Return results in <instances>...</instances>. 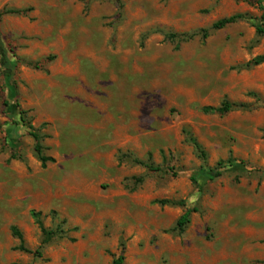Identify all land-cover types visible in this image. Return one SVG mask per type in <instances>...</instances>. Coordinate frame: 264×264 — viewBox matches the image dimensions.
I'll list each match as a JSON object with an SVG mask.
<instances>
[{
    "label": "rangeland",
    "instance_id": "374dc122",
    "mask_svg": "<svg viewBox=\"0 0 264 264\" xmlns=\"http://www.w3.org/2000/svg\"><path fill=\"white\" fill-rule=\"evenodd\" d=\"M0 14L15 65L0 69V264H264V64L247 67L264 2L0 0ZM224 101L245 108L202 111ZM32 212L57 234L46 244Z\"/></svg>",
    "mask_w": 264,
    "mask_h": 264
},
{
    "label": "trees",
    "instance_id": "16d2710c",
    "mask_svg": "<svg viewBox=\"0 0 264 264\" xmlns=\"http://www.w3.org/2000/svg\"><path fill=\"white\" fill-rule=\"evenodd\" d=\"M259 2H264V0H258ZM19 13L18 11H5L3 14H17ZM1 16V14H0ZM244 18L243 15H233L230 16L228 18H223L221 20H218L217 22L213 23L211 26L212 30H220L225 28L226 26H229L239 20H242ZM262 21L263 24L260 27H256V33L260 36L264 37V14L262 15ZM201 37L202 39L207 38L208 36V31L207 30H202L200 31ZM195 34L193 35H175V34H169L167 36V38L171 41H183V40H189L191 38L194 37ZM10 51H8L6 49V47L3 45L2 42H0V69H1V73L2 76L5 80H10L12 78V76L14 75V70H15V65L13 63V55H10L9 53ZM264 64V54L263 55H259L256 56L255 58H253L248 64L247 67H256V66H260ZM245 108L244 105L242 104H234V103H230L227 101L222 102L219 106L217 107H205L202 109V111L206 114H218V115H225L235 109H243ZM31 137L34 139L35 141V145H34V152L35 155L38 159V161L40 162V167L42 169H44L47 165V163H53L54 159L51 157H46L43 155L42 153V148L41 145L39 143V137L36 134H31ZM190 142L192 144V146L194 147V149L196 151H198V153L200 154V157L204 158L205 154L202 151L200 145L196 142L195 139L190 138ZM136 164L139 165H143V163L139 162V161H135ZM151 170L152 167H148ZM216 176H219V173H216ZM156 203L164 205L166 203H168V201L165 200H161V201H156ZM191 210H186L183 215H181V217L177 220L176 222V227L175 230H178L179 232H181L183 230V228L185 227L186 224H188L189 222V216L191 214ZM31 216L33 217L35 224L37 225V227L39 228V230L42 233L43 236V241L42 244H46L48 243L53 237H55L57 234L54 231L51 230H47L44 228L39 214L38 213H31ZM11 233L13 236H15L20 242L22 241V237L21 234L17 231V229L15 227L11 228ZM19 250L23 251V252H27V250L22 246V242L19 246ZM123 255H119L116 259H114L112 261V264H122L123 263Z\"/></svg>",
    "mask_w": 264,
    "mask_h": 264
}]
</instances>
